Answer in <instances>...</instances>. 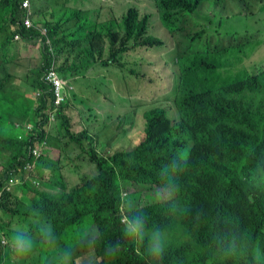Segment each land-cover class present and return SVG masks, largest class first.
<instances>
[{
	"label": "trees",
	"instance_id": "trees-1",
	"mask_svg": "<svg viewBox=\"0 0 264 264\" xmlns=\"http://www.w3.org/2000/svg\"><path fill=\"white\" fill-rule=\"evenodd\" d=\"M24 1L0 0V39L10 34L0 40V54L17 34L44 37L38 29L26 28L28 12L36 24L38 19L33 7L23 8ZM154 1L163 26L178 47L185 48L175 58L179 114L169 116L161 106L148 108L144 136L130 150L105 157L88 130L73 133L66 111L78 96L65 95L54 107L51 87L43 79L52 65L48 53L62 45L76 51L73 63L82 65V73L92 63L108 66L103 60L106 51L114 62L120 57L117 49L127 52L133 44L135 49L162 48L165 42L148 32L149 14L132 6L122 21L97 22L84 34L75 30L74 36H84L81 41L89 45L80 51L74 36L62 35L66 21L52 17L44 25L49 32L44 39L51 40L44 51L46 64L31 71L21 64L24 56L4 53L0 106L14 104L9 99L18 96L24 103L6 110V115L0 112V160H5L0 188L10 184L6 197L0 196V211L16 224L28 223L29 229L24 233L0 218V264H24L40 244L39 260L45 264H87L74 252L90 243L95 264H264V67L252 63L261 41L251 32H221L232 0ZM241 1L252 7L249 14H255L256 6L264 11L257 2L262 0ZM208 8L218 9L211 13L214 26L193 31L190 20L199 26V15L212 23L213 18L202 13ZM81 11L71 18L80 20ZM56 51L60 58L55 70L69 78L72 70L64 67V50ZM17 79L31 86L19 87ZM8 84L19 89H9ZM9 122L18 135H8ZM255 132L259 141L250 151ZM70 147H78L82 157L87 154L98 173L84 174L68 186L62 170L75 162ZM36 148H42L41 157ZM53 149L61 152L58 162L48 156ZM16 187L23 190L21 197L13 195ZM153 187L167 189L171 196L150 205L147 197ZM137 221H143L139 233L132 231ZM62 250L67 256L60 259Z\"/></svg>",
	"mask_w": 264,
	"mask_h": 264
},
{
	"label": "rangeland",
	"instance_id": "rangeland-1",
	"mask_svg": "<svg viewBox=\"0 0 264 264\" xmlns=\"http://www.w3.org/2000/svg\"><path fill=\"white\" fill-rule=\"evenodd\" d=\"M264 5V0L257 1ZM229 7L225 10L224 25L221 32H251L256 34V39L260 40L259 49L252 56V63L261 67H264V11H260L256 6L253 8L255 14H249L247 9L252 8L241 0H232L229 2ZM29 5L32 6V0H29ZM132 6H137L141 14H149L148 17V32L150 35L158 37L165 42V46L162 48H155L149 50L148 48L137 47L134 48V44L131 42L129 51L117 49L115 52L120 56L114 62L108 59V51L105 52L103 60L109 62L108 66H100L97 63L91 64L90 72L86 77L78 76L71 79L74 85V92L78 98H73L70 101L69 112L72 123V132L79 133L86 129L96 138V147L99 154L108 157L114 155L118 151L130 150L134 148L143 138L145 129L144 112L148 108L154 106H161L166 108L169 116H177L178 111L175 103V86L177 73L179 72V65H176L175 58L179 52H183L184 44L180 47L179 42L173 41L167 29L161 22L158 9L154 0H70V3L64 4V0H33V7L41 18L38 20V25L44 28L42 20L54 17L55 20H65L68 25L63 31L62 35L69 39L75 34V30L84 34L88 30L87 26H95L97 22L104 23L111 18L118 20L123 19L128 9ZM202 11L205 18L211 17V13H217L218 9H210ZM80 13V20L71 18V13ZM53 18V19H54ZM38 19V18H37ZM200 23L199 26L194 27V21L190 20V27L194 30H201L204 26L213 27L214 18L211 24L204 21L200 15L196 20ZM100 24V25H101ZM80 27V28H79ZM40 29V28H38ZM122 30V29H121ZM79 34V33H78ZM214 35H216L213 32ZM251 36V34H248ZM9 32H6L1 37V41L9 37ZM74 45L80 51L82 47H88L87 42L81 41L84 36H74ZM70 42H64V46ZM51 46L49 40L42 38L26 39L18 38L12 42L8 41L4 47L5 52H9L12 56L23 57L22 66L25 70L31 71L41 65L43 55L42 52L46 51V48ZM64 50L63 63H72L76 58V51L66 50L63 45L53 50ZM96 57V54H95ZM120 60V62H117ZM89 63V62H88ZM14 64L11 63L10 67ZM89 64L85 63L83 68H87ZM8 74H11L9 67H6ZM2 70L0 69V77ZM13 73V72H12ZM19 87H30L31 83L17 84ZM19 87L12 88L11 84H8L7 88L14 89L15 91ZM28 95V94H27ZM29 96V95H28ZM30 97V96H29ZM82 99L83 102L80 100ZM9 101L14 102L8 106H0V112L5 114V111L11 108H16L24 103L21 96L12 97ZM27 107V106H26ZM26 107L23 110L25 111ZM8 127V135L16 136L19 134L18 129H13L11 123L6 124ZM15 127V126H14ZM58 129L54 131L57 134ZM22 132V131H21ZM259 133L255 132L252 138L254 145L250 148V151L254 149L259 141ZM62 138V137H59ZM74 149V152L70 155L75 160L71 166H65L62 172L65 175L68 186H71L81 181V176L89 174L94 176L98 173L93 164L90 163V158L87 154L81 156V150L78 147H70V150ZM60 150L53 149L48 153L49 158L58 162L60 157ZM78 155L80 157L78 158ZM194 158V157H192ZM5 160H0V171L2 169V163ZM39 174V173H38ZM40 175V174H39ZM49 175V172H48ZM51 176L48 177L50 180ZM81 179V180H80ZM118 186L120 185L117 183ZM133 186V183H132ZM13 195L21 197L23 190L21 187H16L13 191ZM7 194L4 196L6 197ZM160 199H166L168 192L162 189L153 187V190L147 197L150 205ZM13 197H9L12 199ZM0 218L4 221L14 222L15 228H22L24 233L28 231V223L16 224L17 222L12 220V217L8 214H3L0 211ZM14 219H18L14 217ZM39 238H42V234H38ZM42 252V245L37 247L36 251L31 254L27 259L22 260L24 264H45L44 261L39 260V254ZM74 253H80L84 257L77 259L79 262L86 261L87 264H95V258L92 256V243L83 245L77 249ZM72 253V254H74ZM67 256L63 250L60 253V257ZM12 259L15 262L18 260ZM56 259V255L53 256V260ZM98 262V260H97Z\"/></svg>",
	"mask_w": 264,
	"mask_h": 264
},
{
	"label": "built area",
	"instance_id": "built-area-1",
	"mask_svg": "<svg viewBox=\"0 0 264 264\" xmlns=\"http://www.w3.org/2000/svg\"><path fill=\"white\" fill-rule=\"evenodd\" d=\"M27 7H31L29 5V0H25L23 2V8H27ZM25 26L28 30H32L35 27V24H34L33 20L31 19V14L29 12H28L27 18L25 20ZM41 30H42V35H44V37H48V34H49L48 30L45 28L41 29ZM18 38H21V36H19V34H17L15 36V39H18ZM47 40H49L51 42L50 39H47ZM51 50H52L51 54L53 55V58H54V63H53V66L51 67V69L48 70V72H46V78L44 80L47 83H50L53 85L54 92H55V106H57V105H60L63 98L65 97V88H66L67 84L61 78V76L59 75V72L55 70V63H56V56L54 53L55 50H53V48H51ZM34 152L36 153L37 157H41L43 155L42 148H36V149H34ZM9 190H10V184H8L6 186H2L0 188V196H4L5 194H7V192ZM0 201H1V199H0ZM2 236H4V231H1V233H0V237H2Z\"/></svg>",
	"mask_w": 264,
	"mask_h": 264
},
{
	"label": "crops",
	"instance_id": "crops-1",
	"mask_svg": "<svg viewBox=\"0 0 264 264\" xmlns=\"http://www.w3.org/2000/svg\"><path fill=\"white\" fill-rule=\"evenodd\" d=\"M68 3H70V0H64V4H68ZM31 7H33V0H32V6H31ZM33 10H34V12H35V18H38V20H39V19L41 18V15H39L38 12L35 11L34 7H33ZM36 14H38L37 17H36ZM49 20H50V19L46 18V19L42 20L41 22H43V25H45V23H47ZM54 20H55V18H54ZM34 22H35V19H34ZM35 25H38V24H36V22H35ZM39 27H40V26H39ZM44 28L46 29V27H44ZM44 28H40V29H38V27H36V28H34V29H38V30L41 32V34H42V30H41V29H44ZM12 30H13V28H12ZM42 36H44V35H42ZM43 38H44V37H43ZM1 49H2V53L0 54V69L2 70L1 67H2V65H3V61H4V53H5V51H4V48H1ZM42 55H43V59H42L41 64H42V66H44V65L46 64V55H44V52H42ZM64 67H66V68L72 70V75L69 77L70 80H71V79H74V78H76V77H78V76L86 77L87 73L90 72V70H92V69H90V70H86L85 73H82V72L80 71V68H82V65L79 64V63H78V65H76V64H74L73 62H72V63H66V64H64ZM24 80H25V79H17V80H16V84H21ZM71 95L74 96V95H75V92H73ZM66 114H67L69 117H71V116H70V112L68 111V108H67ZM72 123H73V122H72Z\"/></svg>",
	"mask_w": 264,
	"mask_h": 264
},
{
	"label": "clouds",
	"instance_id": "clouds-1",
	"mask_svg": "<svg viewBox=\"0 0 264 264\" xmlns=\"http://www.w3.org/2000/svg\"><path fill=\"white\" fill-rule=\"evenodd\" d=\"M54 53H55V56H56V62H57V61L59 60L60 57H59V55H58V53H57L56 50L54 51ZM48 55H49V57H50L51 60H52V65H51V67H52V66H53V63H54V58H53V55H52L51 53H48ZM51 67H50L48 70H50ZM48 70H47V72H48ZM59 75L61 76V78H62V79L66 82V84H67V86H66V88H65V95L72 94V93L74 92L75 88H74V85L72 84L70 78H65V77H63V75L61 74V72H59ZM43 80H44V79H43ZM44 82H45L47 85H49V86L51 87V91H52V93H53V97L50 98V102H51V105L55 106V92H54V87H53L52 84L47 83L45 80H44ZM39 93H40V94H39ZM41 95H42V91H39V90H38V91H37V98H40ZM162 190L168 192V197H167L166 199H160V197H159V199H160V200H167V199H169V197L171 196V192H170L169 190H167V189H162ZM122 211H124V207L122 208ZM126 218H127V217H126ZM142 226H143V221H137V222H136V225H135V228H133L132 231L135 232V233H139L140 230H141V228H142ZM157 243H159V242H157Z\"/></svg>",
	"mask_w": 264,
	"mask_h": 264
}]
</instances>
